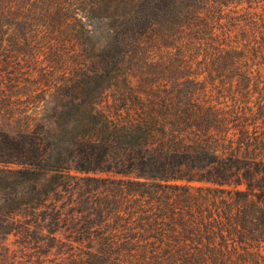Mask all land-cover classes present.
Instances as JSON below:
<instances>
[{
    "label": "trees",
    "instance_id": "trees-1",
    "mask_svg": "<svg viewBox=\"0 0 264 264\" xmlns=\"http://www.w3.org/2000/svg\"><path fill=\"white\" fill-rule=\"evenodd\" d=\"M0 98V264H264V0H0Z\"/></svg>",
    "mask_w": 264,
    "mask_h": 264
},
{
    "label": "rangeland",
    "instance_id": "rangeland-1",
    "mask_svg": "<svg viewBox=\"0 0 264 264\" xmlns=\"http://www.w3.org/2000/svg\"><path fill=\"white\" fill-rule=\"evenodd\" d=\"M40 65L44 68V67H46L48 65V63H46L45 61L42 60ZM37 66H38V64H37ZM19 105H20V100H18L17 102H15L13 104H9V102H7L4 99L0 98V109H5V111H7V112L8 111H12V110H9V109H13V110L16 109Z\"/></svg>",
    "mask_w": 264,
    "mask_h": 264
}]
</instances>
